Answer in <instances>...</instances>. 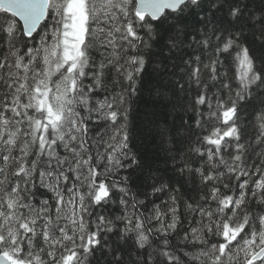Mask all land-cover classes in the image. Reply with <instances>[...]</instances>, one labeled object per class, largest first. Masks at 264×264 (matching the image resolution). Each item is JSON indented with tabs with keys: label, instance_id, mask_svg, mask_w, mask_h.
<instances>
[{
	"label": "snow or ice",
	"instance_id": "obj_1",
	"mask_svg": "<svg viewBox=\"0 0 264 264\" xmlns=\"http://www.w3.org/2000/svg\"><path fill=\"white\" fill-rule=\"evenodd\" d=\"M0 264H264V0H0Z\"/></svg>",
	"mask_w": 264,
	"mask_h": 264
},
{
	"label": "trees",
	"instance_id": "obj_2",
	"mask_svg": "<svg viewBox=\"0 0 264 264\" xmlns=\"http://www.w3.org/2000/svg\"><path fill=\"white\" fill-rule=\"evenodd\" d=\"M133 107L135 109L132 119V125L134 128L133 144L142 146L145 143V137L142 134V129L144 128V121L142 117L145 113L153 110V100L148 96V93L145 92L141 99L136 102ZM147 155L151 160L159 161L161 168H163V153L157 149L154 142L149 144ZM133 182L140 184L146 183L144 177H134ZM112 211L115 212L117 209L113 208Z\"/></svg>",
	"mask_w": 264,
	"mask_h": 264
}]
</instances>
